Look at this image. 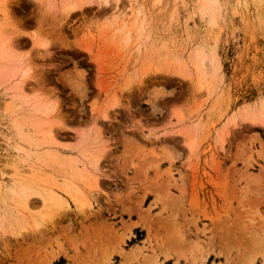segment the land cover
I'll list each match as a JSON object with an SVG mask.
<instances>
[{
  "label": "rangeland",
  "instance_id": "obj_1",
  "mask_svg": "<svg viewBox=\"0 0 264 264\" xmlns=\"http://www.w3.org/2000/svg\"><path fill=\"white\" fill-rule=\"evenodd\" d=\"M0 264H264V0H0Z\"/></svg>",
  "mask_w": 264,
  "mask_h": 264
},
{
  "label": "bare ground",
  "instance_id": "obj_2",
  "mask_svg": "<svg viewBox=\"0 0 264 264\" xmlns=\"http://www.w3.org/2000/svg\"><path fill=\"white\" fill-rule=\"evenodd\" d=\"M6 5L4 6V9H2V10H4L5 12L7 11V9H6ZM44 7H46V6H44ZM48 7H49V5H48ZM47 7V8H48ZM65 10H66V8H64ZM63 9V10H64ZM69 9V8H68ZM44 10H46V8L44 9ZM67 11V10H66ZM45 12V11H44ZM46 14H48V13H46ZM45 13L43 14V15H46ZM54 15V19H52V20H55V18H56V15L55 14H52V16ZM2 47V46H1ZM8 47V46H7ZM4 49V48H3ZM25 69H21L20 70V74L22 75V79H21V81L19 82V84L17 85V87L15 88L16 90H18V91H20L21 93H23V92H25V84H26V82L28 81V79H31L33 76V74H32V72H31V70L29 69V70H26V71H24ZM53 111V110H52ZM50 118H51V112H50V114L48 115V120H50ZM49 135H50V137L51 138H54V135L52 134V131L50 130V132H49ZM33 193L31 192V190H30V188H24L22 191H21V193H19V195H18V200H17V202H18V206L19 207H21L22 209H24V210H28V209H30V206H29V199H30V196L32 195ZM48 198V199H47ZM47 198H44V201H48V202H54V197H52V196H49V197H47Z\"/></svg>",
  "mask_w": 264,
  "mask_h": 264
},
{
  "label": "trees",
  "instance_id": "obj_3",
  "mask_svg": "<svg viewBox=\"0 0 264 264\" xmlns=\"http://www.w3.org/2000/svg\"><path fill=\"white\" fill-rule=\"evenodd\" d=\"M61 262H64V260L62 259Z\"/></svg>",
  "mask_w": 264,
  "mask_h": 264
}]
</instances>
